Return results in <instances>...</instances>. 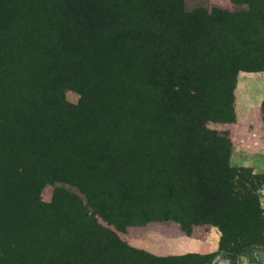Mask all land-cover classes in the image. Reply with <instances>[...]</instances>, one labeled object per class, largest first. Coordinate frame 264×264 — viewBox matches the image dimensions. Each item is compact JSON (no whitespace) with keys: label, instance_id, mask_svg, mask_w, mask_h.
Listing matches in <instances>:
<instances>
[{"label":"trees","instance_id":"trees-1","mask_svg":"<svg viewBox=\"0 0 264 264\" xmlns=\"http://www.w3.org/2000/svg\"><path fill=\"white\" fill-rule=\"evenodd\" d=\"M232 1L247 9L187 12L186 0H0V264L109 262L97 240L55 236L39 202L46 183L69 184L84 196L57 188L49 206L55 210L87 205L117 226V218L186 220L151 208L147 190L161 183L154 176L161 140L174 131L170 109H179L181 94L196 99L204 85L198 59L206 56L213 71L231 55L224 43L233 40L250 65V56L264 59V0ZM66 88L81 94L77 107L66 103ZM213 155L192 148L178 177L201 172L208 179L202 192L214 189L217 205L228 206L196 205L192 193V209L179 211L191 210L195 223L216 224L224 237L228 210L235 222L248 212L251 235L259 237L260 204L235 186L243 178L237 173L251 170L215 165ZM130 203L136 215L119 211Z\"/></svg>","mask_w":264,"mask_h":264},{"label":"rangeland","instance_id":"rangeland-1","mask_svg":"<svg viewBox=\"0 0 264 264\" xmlns=\"http://www.w3.org/2000/svg\"><path fill=\"white\" fill-rule=\"evenodd\" d=\"M199 7L208 10L219 9L227 13L247 9V6L236 5L232 0L185 2L187 12ZM260 44L257 43L256 47ZM224 45L234 53L231 52L223 63L213 66V71L206 56L204 60L198 59L197 64L202 65L204 85L196 99L181 94L176 98L178 104L182 102L179 109H170L169 115L176 116V122L171 125L174 131H170V136L161 140L164 145L158 163L160 171L154 176L160 179L161 183L156 188L147 190L148 205L151 208L164 207L188 219L181 222L163 216L146 222H138L137 218L127 222L117 218V226L104 220L87 205L75 208L73 206L76 203L69 202L66 206L59 205L61 207L57 210L50 208L57 188L77 194L81 199H84V196L69 184L46 183L39 193V202L44 205L42 212H47L54 223L55 236L97 240L100 244L99 253L109 257V262L106 261L105 264H264V227L259 232V237H253V230L249 225L253 216L250 213H238V222H235L231 211L228 210L227 216L230 217H227L228 220L224 218V221H228L226 223L230 224V229L228 228L224 237L222 229L216 224L195 223V219L190 216L191 210L179 211L186 206L192 209L193 204H188V196L192 193L196 194V205L209 203L228 206L224 200L221 201L223 205H217L214 189L206 187L208 194L202 192L204 189L201 187L206 186L208 179L201 177V172L188 180L178 177L181 172L187 171L185 163L189 160L192 148L199 145L202 149L213 151L214 160L210 162L215 165L251 170L250 173L238 172L243 178L236 177L235 186L240 194L249 192L255 195L260 204L259 216L264 224V107L260 111L255 110L246 125L239 119L236 90L241 75L264 74V70H244L250 67L264 69V59L260 58L259 61V54L254 57L249 55L253 61V65H250V59L242 60L246 54L235 50L238 40L225 42ZM262 51L264 50H259ZM242 61L246 66L243 70H238ZM232 68L233 71L228 73V69ZM64 99L68 105L77 107L81 94L75 88H66ZM184 103L187 107L182 108ZM247 157H253L255 160L250 161ZM244 159L246 165L243 164ZM206 195L210 198L207 202L204 201ZM83 203L85 204V201ZM136 208L137 206L131 203L125 208L118 207L119 211L134 212V215L137 214ZM59 215H64L61 223L56 222ZM255 239L261 242L254 243ZM194 250L197 252H193Z\"/></svg>","mask_w":264,"mask_h":264},{"label":"crops","instance_id":"crops-1","mask_svg":"<svg viewBox=\"0 0 264 264\" xmlns=\"http://www.w3.org/2000/svg\"><path fill=\"white\" fill-rule=\"evenodd\" d=\"M236 90L239 119L248 125V122L252 119V114L255 113L254 111H260L264 105V74L256 73L241 75L238 79ZM238 147H240V143L238 144ZM247 158L250 161L255 160L253 157ZM246 159L243 160V164L245 165L247 164L245 162ZM193 252H197V250H194Z\"/></svg>","mask_w":264,"mask_h":264}]
</instances>
